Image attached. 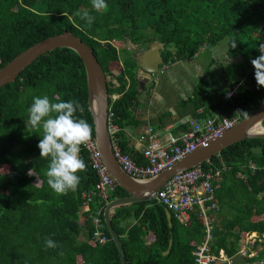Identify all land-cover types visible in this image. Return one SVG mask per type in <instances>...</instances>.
<instances>
[{"label": "trees", "instance_id": "trees-1", "mask_svg": "<svg viewBox=\"0 0 264 264\" xmlns=\"http://www.w3.org/2000/svg\"><path fill=\"white\" fill-rule=\"evenodd\" d=\"M107 4L98 12L92 0H0V70L34 44L70 31L93 48L107 77L114 76L108 80L113 122L125 128L133 123L132 108L144 90L130 43L141 50L160 41L168 63L198 57L229 39L236 47L226 50L227 57L242 60L228 64L217 76L213 64L209 66L210 77L194 94L197 112L203 109L196 117L219 111L221 117L243 119L262 103L264 86L257 84L252 60L264 51V0H107ZM78 12L94 16L93 24L89 26ZM225 63L216 66L224 68ZM238 82H243L241 87L228 98V89ZM210 86L214 92L206 96ZM114 93L120 94L115 101ZM42 95L53 102L78 101L82 111L74 115L87 121L90 137L95 138L86 68L74 50L58 48L42 55L15 82L0 88V264H122L105 209L129 193L118 185L108 201L95 195L91 212L82 210L84 194L95 190L99 181L85 143L80 155L86 169L77 173L81 178L77 189L65 195L51 190L46 176L50 158L40 156L38 148L42 127L27 123L32 97ZM118 136L123 152L145 165L144 155L128 151ZM202 166L222 171L216 195L219 209L211 211L212 251L224 249L236 256L249 233L264 235V138L236 143ZM166 209L153 199L112 210L127 264H195L194 252L206 238L203 217L195 210L184 225L173 215L171 227ZM98 210L108 237L105 244L94 238ZM172 236L173 247L165 255ZM48 238L56 248L45 247ZM244 260L260 264L264 249Z\"/></svg>", "mask_w": 264, "mask_h": 264}, {"label": "built area", "instance_id": "built-area-1", "mask_svg": "<svg viewBox=\"0 0 264 264\" xmlns=\"http://www.w3.org/2000/svg\"><path fill=\"white\" fill-rule=\"evenodd\" d=\"M171 64L172 61L162 65L160 72L165 71ZM242 83L232 84L227 91L228 98H232L236 94ZM117 98L116 95H112L113 101ZM114 115L110 101L109 131L115 157L128 173L139 178L153 177L171 168L190 153L222 136L241 120L239 117H221L219 111H214L207 118L192 117L189 120L191 130L188 132L178 137H171L167 144L159 143L155 140L152 141L143 153L146 164L140 165L130 153L123 152L118 139L120 127L113 122ZM150 130L152 131V129ZM85 145L91 152L92 166L99 174V181L95 186V190L84 194L86 201L82 210L91 212V202L95 195H99L104 201H108L119 184L104 163L96 139L90 137ZM202 165L175 174L160 189L155 199L159 203L164 204L181 224H188L195 210H198L200 216L203 217L206 238L194 252L195 264H234L238 255L250 258L255 257V252L252 249L255 248L258 241L262 242L261 238L264 237L258 232H252L247 235L246 239L242 241L236 256H230L224 249L220 250L219 253L212 251L213 216L211 211L219 209L216 195L218 185L222 182V171L220 169H206ZM101 214V211L98 210L93 218L96 227L94 238L100 244H105L108 241V237L102 228Z\"/></svg>", "mask_w": 264, "mask_h": 264}, {"label": "water", "instance_id": "water-1", "mask_svg": "<svg viewBox=\"0 0 264 264\" xmlns=\"http://www.w3.org/2000/svg\"><path fill=\"white\" fill-rule=\"evenodd\" d=\"M58 48L72 49L84 61L87 74L89 110L94 119L95 139L98 148L111 175L129 193L126 197L110 201L105 209L108 229L119 248L122 264H127L124 246L112 223V210L121 205L153 200L157 197L160 189L178 172L204 164L214 156L219 155L226 148L246 139L264 138V99L253 113L241 119L222 136L190 153L160 174L148 178H139L128 173L115 157L109 131L110 92L107 74L93 48L84 42L82 38L70 31H65L62 34L50 36L29 47L0 70V88L15 82L20 74L38 58ZM129 49L133 51L132 56L140 67L139 77L141 79L158 75L161 66L166 63L162 55L165 46L160 41H155L148 49L142 51L137 45L130 43ZM166 211L169 225L172 227V213L168 208ZM173 242L174 238L172 236L169 248L164 252L165 255L171 252Z\"/></svg>", "mask_w": 264, "mask_h": 264}, {"label": "crops", "instance_id": "crops-1", "mask_svg": "<svg viewBox=\"0 0 264 264\" xmlns=\"http://www.w3.org/2000/svg\"><path fill=\"white\" fill-rule=\"evenodd\" d=\"M206 54L172 61L165 71L142 79L144 90L132 108L134 121L125 128L119 126L118 135L121 134L128 151L143 155L152 141L167 144L171 137L191 130L189 120L203 111L197 112L194 106L195 91L200 83L208 80L209 66L217 61L212 53H208V57ZM221 60L224 61L223 58ZM234 61L226 60L225 64ZM214 88L210 86L206 96L214 92ZM113 95L120 96L119 93Z\"/></svg>", "mask_w": 264, "mask_h": 264}, {"label": "clouds", "instance_id": "clouds-1", "mask_svg": "<svg viewBox=\"0 0 264 264\" xmlns=\"http://www.w3.org/2000/svg\"><path fill=\"white\" fill-rule=\"evenodd\" d=\"M107 7V0H92V8L98 12L106 10ZM77 15L89 26L95 20L88 12H78ZM231 47H236L234 40ZM261 48L264 49V45ZM260 52L261 55L252 60V64L257 84L264 86V51ZM77 111H82L78 101L53 102L48 95L33 96L28 109L27 123L33 128L42 127L43 130L38 148L40 156L50 158L46 171L47 184L60 195L76 190L81 181L77 173L86 169L85 161L80 155V146L89 140L91 128L87 121L76 118L74 114ZM44 243L48 249L57 247V243L51 238Z\"/></svg>", "mask_w": 264, "mask_h": 264}, {"label": "rangeland", "instance_id": "rangeland-1", "mask_svg": "<svg viewBox=\"0 0 264 264\" xmlns=\"http://www.w3.org/2000/svg\"><path fill=\"white\" fill-rule=\"evenodd\" d=\"M231 47V44L229 42V39H226L224 40L221 44L215 46V47H212L209 51H205V53H207L205 56L208 57L209 54L208 53H212L213 56V59L215 60V58L217 59V61L215 63H213V67L215 69V76L221 74L223 71H225L226 69H228V65L227 64H224V68H218L216 65H218L220 62H222V58L224 59V61L226 60H231V61H234V60H242L241 57H236L234 59H229L226 55V50H228L229 48ZM247 52L250 50V48H246ZM226 58V59H225ZM218 63V64H217ZM108 80L110 81H113L114 79V76L110 75L107 77ZM264 240V237L261 238V241ZM264 249V244H259V245H256L254 249V252H255V255L257 256L259 254V252L261 250ZM244 258H246L245 256L243 255H239V257L235 258V261H234V264H255L257 263L258 261L252 263L250 261H245ZM250 258V257H248ZM261 263L260 264H264V261H260Z\"/></svg>", "mask_w": 264, "mask_h": 264}, {"label": "flooded vegetation", "instance_id": "flooded-vegetation-1", "mask_svg": "<svg viewBox=\"0 0 264 264\" xmlns=\"http://www.w3.org/2000/svg\"><path fill=\"white\" fill-rule=\"evenodd\" d=\"M142 50H145V49H141V51H142ZM162 55H163V53H162ZM163 57H164V56H163Z\"/></svg>", "mask_w": 264, "mask_h": 264}]
</instances>
